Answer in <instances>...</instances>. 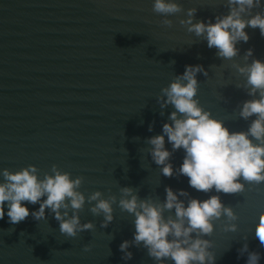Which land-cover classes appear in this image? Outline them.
I'll list each match as a JSON object with an SVG mask.
<instances>
[{"label": "water", "instance_id": "water-1", "mask_svg": "<svg viewBox=\"0 0 264 264\" xmlns=\"http://www.w3.org/2000/svg\"><path fill=\"white\" fill-rule=\"evenodd\" d=\"M175 2L183 11L164 17L153 11L154 0H0V171L35 165L42 179L44 173L52 174L55 164L73 179L84 177L79 191L86 198L95 191L104 198L117 197L114 219L106 228L101 227L103 215H93L86 200L80 221H91L95 228L74 238L60 233L59 222L47 209L44 220L29 215L11 224L5 205L0 264H158L142 244L131 245L132 259H123L119 246L134 239L135 218L121 211L118 201L120 188L132 187L140 199L163 202L169 186L189 194L179 197L186 206L192 198L218 195L238 215L232 221L238 225L236 232L224 230L229 221L222 216L214 221L211 236L201 237L212 242L214 264H246L248 253L239 251L245 244L264 264V246L255 235L264 212V183L248 184L241 178L243 192L197 191L178 172L185 156L182 148L171 156L172 177L161 173L162 166L148 151V138L163 134V124L174 111L171 105L161 109L157 98L187 65H202L207 71V76L197 73L196 98L230 132L246 131L256 118L239 117L243 102L254 97L234 65L264 61L259 28L247 27L248 42H239V54L223 60L216 48L179 21L195 8L194 23H215L216 16L229 12L226 0ZM261 2L252 14L264 13ZM165 18L173 21L171 27L161 24ZM249 48L253 56L246 61ZM165 147L172 151L167 136ZM24 204L30 212L40 207ZM165 216L174 218V210ZM85 245L91 250L85 252Z\"/></svg>", "mask_w": 264, "mask_h": 264}, {"label": "clouds", "instance_id": "clouds-1", "mask_svg": "<svg viewBox=\"0 0 264 264\" xmlns=\"http://www.w3.org/2000/svg\"><path fill=\"white\" fill-rule=\"evenodd\" d=\"M226 6L228 14L216 16L215 23H194L195 8L188 9L187 17L179 23L189 33L203 37L209 48H216L218 57L232 60L239 54L236 45L241 41L247 43L250 39L245 31L247 27L259 28L261 36H264V13L252 14L253 9L262 7L261 0H226ZM153 11L168 17L180 13L183 8L175 0H154ZM161 24L171 27L173 21L165 18ZM252 56L253 49L249 48L244 59L247 61ZM234 67L246 77L243 87L250 97H254L243 102L239 111V117L244 120L256 117L246 131L230 132L224 121L214 118L200 105L196 98L199 88L197 73L208 75L202 65L185 66L184 73L161 90L157 98L161 109L171 105L174 111L169 115L170 122L163 124V134L148 138L147 143L151 146L148 151L153 162L162 166L160 170L164 176H173L170 159L173 152L182 148L185 156L178 172L187 176L189 185L197 191L243 192L245 185L240 182L241 178L248 184L264 183V61L252 59L251 63L243 66L235 64ZM165 136L172 145V151L165 147ZM38 173L35 165L15 172L7 168L0 171L3 177L0 182V219L5 216V205L11 224H18L29 215L37 221L44 220L47 209L59 222L60 233L74 238L79 232L95 228L91 221L83 224L80 221L79 212L87 200L93 215H103L102 228L113 221V205L117 204L115 195L104 198L101 191H95L86 198L79 191L84 177L73 179L69 172L62 171L55 164L51 167L52 174L44 173L41 179ZM165 192L166 199L157 202L151 198L140 199L137 190L132 187L120 188L118 207L135 218L134 239L125 240L119 246L124 253L123 259H132L133 253L128 251L131 245L142 244L158 264L168 259L174 264H214L215 254L209 251L212 242L201 237L211 236L215 230L214 221L222 216L229 221L224 230L236 232L238 225L232 223L239 219L236 212L232 207L225 206L218 195L203 201L192 198L186 206L179 199L189 195L185 190L176 192L169 186ZM24 202L39 204L40 207L30 212ZM172 210L174 218L166 217L165 212ZM255 235L264 246V212L259 216ZM83 250L90 251L91 245H85ZM239 251L241 255L248 253L246 264H259L260 254L249 252L247 244Z\"/></svg>", "mask_w": 264, "mask_h": 264}]
</instances>
